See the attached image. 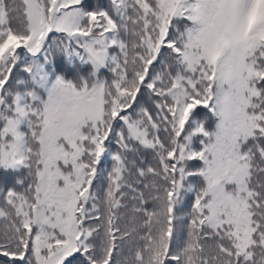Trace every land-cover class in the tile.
Listing matches in <instances>:
<instances>
[{"label": "snow or ice", "instance_id": "6c2138e0", "mask_svg": "<svg viewBox=\"0 0 264 264\" xmlns=\"http://www.w3.org/2000/svg\"><path fill=\"white\" fill-rule=\"evenodd\" d=\"M0 264H264V0H0Z\"/></svg>", "mask_w": 264, "mask_h": 264}]
</instances>
